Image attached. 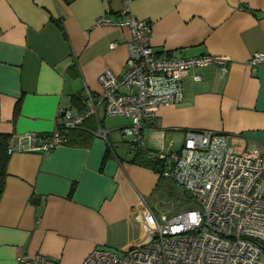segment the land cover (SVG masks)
Segmentation results:
<instances>
[{
	"label": "crops",
	"instance_id": "1",
	"mask_svg": "<svg viewBox=\"0 0 264 264\" xmlns=\"http://www.w3.org/2000/svg\"><path fill=\"white\" fill-rule=\"evenodd\" d=\"M130 14L151 22L156 51L228 59L225 74L216 65L187 73L184 104L162 107L145 123L148 157L180 150L188 130L226 132L240 152L264 153V62L248 63L264 53V0H0V133L50 134L60 108L80 110L86 89L101 91L102 72L122 74L129 29L96 21ZM109 117L100 108L84 121L97 125L88 145L71 144L66 134L48 154L11 155L0 201V264L36 254L82 264L97 247L127 251L141 240L140 196L150 205L164 178L130 162L135 151H125L119 133L130 121L110 126ZM99 125L107 140L94 134Z\"/></svg>",
	"mask_w": 264,
	"mask_h": 264
},
{
	"label": "built area",
	"instance_id": "2",
	"mask_svg": "<svg viewBox=\"0 0 264 264\" xmlns=\"http://www.w3.org/2000/svg\"><path fill=\"white\" fill-rule=\"evenodd\" d=\"M130 0H126L128 2ZM128 8L123 10L127 14ZM98 25H118L130 32L128 58L120 75L102 72L101 91L86 89L80 110L60 108L58 123L50 134L13 135L8 152L48 154L66 141V134L104 108L108 116L130 121L122 134L132 151L144 149L143 130L165 106L185 102L184 77L191 70L216 65L228 72V59L218 55L173 56L159 52L150 42V21L134 15L114 20L99 17ZM111 43L110 48H115ZM264 62L255 52L248 63ZM201 81L202 76L195 74ZM95 135L107 140L100 125ZM150 158L161 162L160 177L177 184L193 205L159 218L140 196L146 217L143 236L130 250L97 247L82 264H264V153L258 148L236 152L231 135L213 130H188L182 148L160 149ZM19 264H60L43 254L22 256Z\"/></svg>",
	"mask_w": 264,
	"mask_h": 264
},
{
	"label": "trees",
	"instance_id": "3",
	"mask_svg": "<svg viewBox=\"0 0 264 264\" xmlns=\"http://www.w3.org/2000/svg\"><path fill=\"white\" fill-rule=\"evenodd\" d=\"M21 107V101L16 103L13 114V121L15 122ZM92 123V122H91ZM83 124L80 128L70 130L67 136L70 138L71 144L74 145H88L92 139V133L97 125ZM12 135L8 133H0V201L6 188V178L8 176V163L11 154L8 152ZM110 150L107 152L106 157L109 155ZM131 163L137 164L146 168L154 170L156 173H160L164 169V165L156 160H152L148 157L145 150H137L133 153V157L130 160ZM162 178V177H160Z\"/></svg>",
	"mask_w": 264,
	"mask_h": 264
},
{
	"label": "rangeland",
	"instance_id": "4",
	"mask_svg": "<svg viewBox=\"0 0 264 264\" xmlns=\"http://www.w3.org/2000/svg\"><path fill=\"white\" fill-rule=\"evenodd\" d=\"M124 121L125 118L121 116H111L107 118V124L110 126H122ZM119 133L121 135V139L124 141L122 145L124 146L125 151L129 152L130 147L127 143V139L122 135V132ZM233 146L236 148V152H240L236 145L233 144ZM157 174L159 175V173ZM193 204V201L177 184L170 180L162 179L150 199L149 206L156 213V215L161 218L163 215H172L183 208L190 207ZM262 260H264V253Z\"/></svg>",
	"mask_w": 264,
	"mask_h": 264
}]
</instances>
